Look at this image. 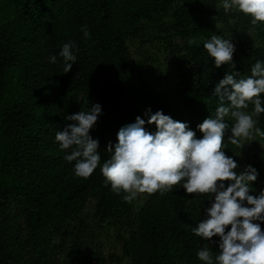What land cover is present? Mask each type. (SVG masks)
Returning <instances> with one entry per match:
<instances>
[{
    "label": "trees",
    "instance_id": "obj_1",
    "mask_svg": "<svg viewBox=\"0 0 264 264\" xmlns=\"http://www.w3.org/2000/svg\"><path fill=\"white\" fill-rule=\"evenodd\" d=\"M85 25L87 37L81 31ZM226 27L237 41L236 68H216L203 48L212 35L224 36ZM149 29L163 32L148 42H158L167 53L169 73L155 74V66L132 53L129 39ZM68 42L76 62L65 73L59 52ZM51 55L56 63L49 62ZM257 60L264 61V23L253 26L249 15L225 13L221 0H0V264L120 261L77 239L59 243L89 204L104 221H129L121 241L131 264H203L197 256L202 248L215 257L219 239L212 243L192 231L207 218L209 194L176 185L172 191L143 193L146 200L136 210L123 192L106 186L100 166L110 158L107 147L118 142L120 128L138 115L155 131V124L147 123L148 109L187 122L202 138L197 125L215 114V86L226 72L251 75ZM95 103L102 115L90 135L99 140L101 161L82 178L74 174L75 161L64 159L71 149L60 150L55 135L73 123L65 120L67 114ZM254 119L264 131V113ZM225 120L224 151L235 153L238 145L229 139L234 120ZM254 167L264 172L260 164Z\"/></svg>",
    "mask_w": 264,
    "mask_h": 264
},
{
    "label": "clouds",
    "instance_id": "obj_2",
    "mask_svg": "<svg viewBox=\"0 0 264 264\" xmlns=\"http://www.w3.org/2000/svg\"><path fill=\"white\" fill-rule=\"evenodd\" d=\"M225 13L232 10L251 17L253 26L264 23V0H221ZM84 36H89L87 26H82ZM195 40H189V44ZM71 42L63 44L59 56L65 61V73L71 70L76 56ZM203 48L213 58L216 68L236 65L233 60L235 44L230 39L212 35L203 42ZM50 63L57 56L49 57ZM71 62V63H68ZM239 77V78H238ZM264 61L257 60L251 67V75L226 72L214 89L218 105L214 115H209L197 129L203 134L197 138L196 131L187 122L173 119L163 110L148 109L145 115L148 124H155V131L148 130L141 116L135 122L120 128L111 153L100 171L105 184L111 190L124 193L123 200L131 202L139 194L157 191H172L173 186H182L187 193L209 194L211 206L206 209L207 218L192 229L194 235L212 242L218 236V254L213 257L208 248L198 251L203 264H264V189L257 195L250 194L251 186L259 176L258 170L248 165L238 171L237 161L226 155L224 137L229 130L226 117L234 123L230 127L229 139L240 145L253 133L264 138V131L256 127L258 117L264 113ZM253 105L251 113L244 111ZM102 115V106L92 104L87 111L67 114L68 123L57 131L55 141L65 152L64 159L75 161L74 174L87 178L100 165L99 140L90 135ZM227 181V185L225 184ZM219 182V183H218ZM230 225V229L228 226ZM213 243V242H212Z\"/></svg>",
    "mask_w": 264,
    "mask_h": 264
},
{
    "label": "rangeland",
    "instance_id": "obj_3",
    "mask_svg": "<svg viewBox=\"0 0 264 264\" xmlns=\"http://www.w3.org/2000/svg\"><path fill=\"white\" fill-rule=\"evenodd\" d=\"M221 26L224 25L221 24ZM160 34H163V32L159 29H149L147 32L142 31L139 39L131 38L128 43L131 47L133 55L138 60H146L151 66L153 65L157 68L155 74L158 72L166 74L170 72L168 65L169 61L167 62L165 59L167 53L160 51V45L158 42H148L149 38ZM221 37L232 40L235 47H237V41L227 27L224 36ZM253 39L255 40V43H258V39ZM142 40L147 41V44H143ZM153 58H155L156 61H154ZM244 111L247 110L245 109ZM226 155L232 156L237 161L238 171H241L248 165L256 166L260 164V168H264V138L253 133L250 139L241 141L237 152L227 153ZM227 183L228 182L225 181L226 185ZM251 188L252 191L250 194L253 195H257L261 189H264V172L259 171V176L257 180L253 182ZM145 200L146 196L144 194H139L137 198L133 200L135 209H139L144 204ZM129 228L130 223L127 220L120 223L111 220L104 221L101 218L96 217L92 204H89L81 218L72 221L66 226L64 239L62 238L59 243L64 240L67 245H69L72 241L77 239L82 242L88 250L100 251L106 257L116 254L121 259L120 261L114 259L109 261L107 264H131L130 259L123 256L121 241V236H124L126 230ZM228 228L230 229V225ZM216 238L219 239L218 236L213 237V239Z\"/></svg>",
    "mask_w": 264,
    "mask_h": 264
}]
</instances>
